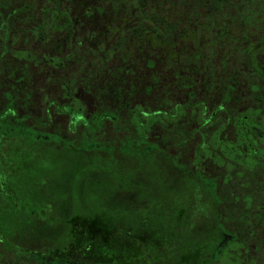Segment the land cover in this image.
I'll list each match as a JSON object with an SVG mask.
<instances>
[{"label":"trees","instance_id":"obj_1","mask_svg":"<svg viewBox=\"0 0 264 264\" xmlns=\"http://www.w3.org/2000/svg\"><path fill=\"white\" fill-rule=\"evenodd\" d=\"M105 1L113 6L112 0ZM231 1L180 0L185 8L180 17L194 23L201 13L211 22L234 7V3L228 5ZM257 1L242 0V6L247 11ZM127 2L129 9L121 12L122 21L129 16L134 24L119 32L112 49L93 38L95 65L90 73H79L82 59L75 50L81 38L75 34H64L70 43L65 53L42 58L53 67L64 70L70 65L74 70L62 82L64 91L57 100H45L39 119L27 113L17 115L10 101L0 108V180L14 189V202L5 209L0 229L6 230L14 254L34 264H264V256L257 258L260 245L252 239L264 223V73L252 64L242 73L248 80L246 95H251L246 98L250 107L243 113L227 105L232 101L233 80L223 62L216 86L215 68L208 67L209 89L205 93L217 98L209 109V102L198 97L205 85L203 78L194 84L193 93L186 83L187 70L184 96L178 88L171 94L168 87L174 88L173 83H166L168 92L156 99V106L131 105L128 101L134 100V88L125 90L116 72L111 71V78L98 83L109 70L106 62L111 53L126 36L136 37L140 45H149L147 40L151 39L152 44L169 48L165 61L172 70L176 61H184L176 42L184 39L185 30H178L173 15L137 9L138 2ZM47 3L39 20L33 19L26 29H20L22 22L16 14L29 7L23 4L12 9L9 0H0V56L24 60V51L18 55L11 51L9 38L28 33L45 39L51 33L71 29V17L56 8V0ZM12 22L18 23L17 28ZM260 38L241 41L238 46L249 53L251 43ZM257 46L255 52L264 48V37ZM219 51L225 55L224 50ZM191 60L197 62L198 56ZM22 62L11 70L23 71ZM178 69H173L175 78L180 74ZM11 76L7 74V78ZM157 81L153 75L151 82ZM89 85L96 91V107L87 114L84 97L79 101L75 95H90ZM58 116L64 118V132L52 121ZM51 124L54 130H47ZM236 166L246 168L250 184L253 174L258 181L252 183L251 194L229 192L235 203L232 206L228 197L220 195L219 182L231 179L227 174ZM58 168L63 170L61 178L65 175L76 184L71 194L80 201L66 200L71 204L70 213H62L60 200L67 190L59 179L51 178ZM100 187L102 192L97 191ZM3 201L7 207L9 202L1 194L2 208ZM69 251L79 258L59 255Z\"/></svg>","mask_w":264,"mask_h":264},{"label":"rangeland","instance_id":"obj_2","mask_svg":"<svg viewBox=\"0 0 264 264\" xmlns=\"http://www.w3.org/2000/svg\"><path fill=\"white\" fill-rule=\"evenodd\" d=\"M9 1V6L12 9H17L23 4L29 7L26 12L16 14V19L20 21L19 23L22 22V27L20 26V29H26L27 26L33 23V19L39 20L42 11L48 6L47 0ZM129 1L138 2L139 5L137 9L145 8L157 12L163 11V13L173 15L178 22V30H182L184 27V39L181 42H176L179 47L182 48V56L180 58L184 61L181 62V59H179V61H176L171 67L173 69L180 68L177 71L180 74L175 78L173 69H169L168 66L170 65L165 61L168 57L166 53L169 48L167 46L164 44L160 46L155 45L156 43L152 44L153 41L151 39L147 40L150 43L149 45H155L156 47H150L145 43H141L140 45L136 37L126 36L115 53H111V56L106 62V67L109 70L101 75L100 81L98 82L99 84L103 78H111V71L116 72L119 82L121 85L125 86V90H129L130 86L134 88L132 91L134 100H129L126 95V99L129 100L128 102L131 105L139 107L146 104L148 108H152L158 103L156 99L160 100L165 96V92H168L165 85L166 83H173L174 88L168 87V90L172 92L171 94H175V89L178 88L180 93L184 96L182 92L183 85L185 84L183 77H185L184 74L187 70L191 77L189 78V75L186 76V78H188L186 83L193 93L195 90L194 84L200 83L203 78L205 85L201 89L202 94L198 93V97L209 102V109L217 101V98H213V96L209 98L205 93L207 92L206 89H209V86L206 85L210 77L208 67H211L212 70L215 68L214 86H216L222 76L220 71H222L221 66L223 62L224 66L228 67L226 74L231 76L230 78L233 80V88H231L230 91L232 94V101L230 103L228 102L227 105L231 104L232 106H236L237 109L242 110L241 113L246 110L245 108L250 107V104L246 101L247 97H251V95H246L248 80L242 73L248 71L246 68L251 66V64L253 67H257L256 69L258 71L260 69L261 72L264 73V48H261L260 52H255V49L258 47V42L264 37V0H258L257 3L247 11L242 6L244 5L242 0H239V2L232 0L228 5L232 6L234 3V7L229 8L230 10L226 11L221 18L218 15V17H213V20L210 22L208 18L206 20L204 14L199 13L197 15V21L194 23L186 21L184 19L185 16L180 17L183 15V12H185V8L181 6L180 0ZM104 3H106L105 0H56V8L67 12L71 17L72 30L70 29L68 32L57 31L56 33H51L45 39L36 38L28 33L26 36L19 35L14 39H8V43L11 44V51L15 52L14 55H18L21 51H24L25 58L24 60H19L17 56L10 57V55L6 54L0 56V108L4 107L5 103L10 101L17 115L27 113L39 119L42 114L41 108L45 100L52 98L57 100L58 95L64 91L62 82L74 69L72 68L73 66L68 65L69 67L63 70L60 66L53 67L49 65L47 61L46 64L44 60L45 57L55 58V54L58 55L59 53H65L67 51L70 43L68 42V37L66 38L64 34L71 33L81 38L80 47L75 50V55L77 57L80 55L82 56H80V59H82V66L79 73L84 75L85 73L91 72V68L95 65L93 61L94 56L91 55V46L95 47L96 44L93 38L105 42L107 47L112 49L111 44L115 39L119 38V32L128 29L134 24L129 16H127L125 21H122L124 16H121V12H128L129 9L127 0H112L113 6ZM99 8L100 11H97ZM12 24L17 28L18 23L12 22ZM113 31L115 34H113ZM94 33L95 35H93ZM259 37L261 38L258 42L251 43L253 48L249 53H245L242 48L239 47L240 45L238 46L241 41L250 42V40H257ZM221 38L222 40H219ZM218 42L221 44L220 47L218 46ZM145 46L146 50L150 49V51L143 50ZM219 50H224L225 55H222ZM199 52L202 53L199 54ZM209 52L211 54H209ZM210 55L214 57V60L210 59ZM192 56H198V61L195 62L191 60ZM7 57L10 58L7 60ZM43 57L44 60L42 59ZM253 60L256 63L255 65L253 64ZM22 61L25 63L23 71H16V69L11 70L13 65L16 67V63L21 64L23 63ZM257 61L262 64H258ZM95 69L96 68H94V70ZM75 71L78 72L77 68H75ZM9 73L13 74V76L7 78V74ZM153 75L157 76L159 80L157 83L151 82V77ZM211 75H213V72ZM199 85L202 86V83ZM147 87H151L149 91L146 90ZM75 88H77V85ZM79 90L81 91L80 87ZM89 91L91 92L90 95H87V93L79 94V96L76 93L75 95V100L79 101L81 97H84V103L81 102L87 106V114L90 113V110L94 111L96 107V91L91 89L90 85ZM7 95H9V99H7ZM206 96L208 99H206ZM177 98L179 97L177 96ZM52 121L55 126H58L60 131L64 132L63 116L54 117ZM47 130H54L53 124H51V127H48ZM206 166H208V164H206ZM209 166L212 167L213 164L209 162ZM245 169L246 168L236 166L234 168L236 172H229L227 174L231 179L226 183H223V181L219 182L220 195L228 197V201L232 206H235V203L229 192L236 196L251 194L252 183L254 184V181H258V179L255 178V174H253L250 176L252 178L250 184L247 181L249 178L247 176L248 171ZM205 171H207V169ZM62 173L63 170L58 168L56 172H53L55 178L53 176H51V178L52 180L59 179V182H57L63 185L67 190L65 198L62 197L60 200L63 203L62 213H70L71 210L69 205L71 204H67L66 200L79 202L80 199L77 198V195L71 194V190L76 184L75 186L71 184L68 178H64L65 175L61 178ZM219 175H224V173H219ZM88 188L91 193V186ZM102 189L103 187H100L97 191L102 192ZM260 196H263V194ZM85 200L86 198L81 201L84 202ZM89 201H91V198ZM262 216V219H264V212ZM256 230L260 232H257L252 239L256 244L260 245L257 250V258L259 259L264 256V223L263 227H259ZM76 254L77 253H71L70 251L59 253L60 256H67L72 259L79 258V255ZM5 255L4 257L0 256V264H34L33 261L26 260L24 256H14L12 254ZM256 263H258V261H256Z\"/></svg>","mask_w":264,"mask_h":264},{"label":"flooded vegetation","instance_id":"obj_3","mask_svg":"<svg viewBox=\"0 0 264 264\" xmlns=\"http://www.w3.org/2000/svg\"><path fill=\"white\" fill-rule=\"evenodd\" d=\"M255 152V150L253 151ZM4 194L6 200H8L9 203H7V207L5 206L4 201L2 202V206L3 208L0 206V221L3 220L5 218L4 216V212L5 209L9 208V204H11L10 202H14V189L13 187L10 185L9 182L7 181H3L0 180V195ZM7 237H6V230H1L0 229V256H6L5 254H12L14 256H20V255H15L13 252V245L11 243H9L7 241ZM5 245L8 246V250L5 248ZM24 252V249H21Z\"/></svg>","mask_w":264,"mask_h":264}]
</instances>
